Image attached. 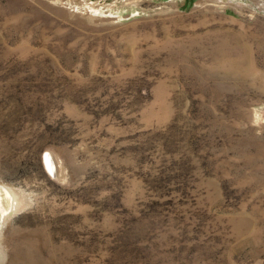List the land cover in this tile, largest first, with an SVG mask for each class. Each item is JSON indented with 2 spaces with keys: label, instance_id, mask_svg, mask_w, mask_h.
Here are the masks:
<instances>
[{
  "label": "rangeland",
  "instance_id": "374dc122",
  "mask_svg": "<svg viewBox=\"0 0 264 264\" xmlns=\"http://www.w3.org/2000/svg\"><path fill=\"white\" fill-rule=\"evenodd\" d=\"M0 185V264H264V0H0Z\"/></svg>",
  "mask_w": 264,
  "mask_h": 264
},
{
  "label": "bare ground",
  "instance_id": "6f19581e",
  "mask_svg": "<svg viewBox=\"0 0 264 264\" xmlns=\"http://www.w3.org/2000/svg\"><path fill=\"white\" fill-rule=\"evenodd\" d=\"M48 168L52 174H55L53 165L50 161V156L47 158ZM59 175V174H58ZM13 200V196L8 188L0 185V224L3 222L5 215L9 213Z\"/></svg>",
  "mask_w": 264,
  "mask_h": 264
}]
</instances>
